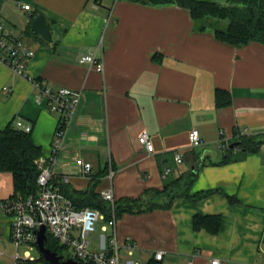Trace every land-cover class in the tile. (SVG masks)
Returning <instances> with one entry per match:
<instances>
[{"label": "crops", "instance_id": "1", "mask_svg": "<svg viewBox=\"0 0 264 264\" xmlns=\"http://www.w3.org/2000/svg\"><path fill=\"white\" fill-rule=\"evenodd\" d=\"M38 14L49 42L31 30ZM0 24L33 51L30 78L81 92L53 165L55 184L134 200L198 170L189 199L124 214L105 231L100 221L98 250L115 234L120 250L134 244L127 255L139 264L156 252L163 253L157 264H264V45L234 47L210 28L197 31L181 7L133 0H0ZM88 55L101 58L103 72L79 62ZM217 90L228 93V105L217 106ZM16 119L31 126L40 158L48 159L58 116L36 103L28 80L0 63V130ZM191 129L201 139L197 148L188 142ZM143 132L152 153L138 143ZM241 139L254 149L241 147ZM165 167L171 171L163 178ZM204 192L211 193L194 199ZM12 195L11 174L0 173V200ZM195 216H219L218 233L194 231ZM14 252L11 219L0 213V264H15Z\"/></svg>", "mask_w": 264, "mask_h": 264}, {"label": "built area", "instance_id": "2", "mask_svg": "<svg viewBox=\"0 0 264 264\" xmlns=\"http://www.w3.org/2000/svg\"><path fill=\"white\" fill-rule=\"evenodd\" d=\"M22 9L29 10V6L23 5ZM33 55V51L22 40L12 35L0 24V63L8 67L13 74L28 80L35 91L36 103L44 105L49 112L58 116L50 156L45 161L40 158L36 162L39 169L38 195L29 196L26 199L12 196L0 200V213L8 215L11 219V242L15 247L14 263L27 264L36 260L30 252L36 249L37 231L43 226L45 234H48L60 246L73 249L75 257L68 259H72L78 264H139L131 259L120 258V247L115 234L107 239L106 246L99 250H91L89 236L96 231V225L104 220L103 215L90 208H75L63 194L51 188L53 165L63 147L68 127L79 104L81 92L65 88L53 90L42 80L30 78L26 73V67ZM79 62L90 65L98 72H103L102 60L95 55L84 56L80 58ZM14 127L24 133L31 131L30 125L23 124L18 119L14 121ZM187 138L192 148L201 145L197 130L191 129ZM138 143L146 152H153V145L146 133L143 132L138 137ZM227 145L225 140H220L222 149H227ZM174 161L180 165L182 154L175 152ZM45 163H48L49 166H45ZM170 171L169 167H165L161 174L162 177H166ZM81 173L88 176L91 173V168L81 162ZM101 198L110 203L114 202L110 190L104 191ZM114 224L115 219L112 218L105 222L102 230L112 228ZM21 247L26 248L22 255L18 252ZM124 247L130 255L134 244L127 242ZM162 255V252H156L154 259L160 261ZM63 260L66 259L63 258ZM211 264H218V261L214 260Z\"/></svg>", "mask_w": 264, "mask_h": 264}, {"label": "trees", "instance_id": "3", "mask_svg": "<svg viewBox=\"0 0 264 264\" xmlns=\"http://www.w3.org/2000/svg\"><path fill=\"white\" fill-rule=\"evenodd\" d=\"M151 6L176 5L187 10L194 22L195 29L203 32L210 28L215 38L234 47H241L250 42L264 45V0H225V4H219L214 0H133ZM221 21H227L224 27ZM215 99L218 107L228 105L230 97L227 92L217 90ZM239 145L243 148L254 149V144L247 139H241ZM252 146V147H251ZM42 153L31 139L30 133H24L15 129L9 123L0 130V173H10L13 183V195L26 199L39 193L37 177L39 169L37 160ZM189 172L176 180L172 186H165L161 191L153 190L145 192L137 199H121L110 203L94 194L93 189L78 192L66 185L55 184L52 179L50 186L63 194L77 209L90 208L103 215L106 222L112 218L118 220L124 214H141L154 209H169L177 198L189 199V191L192 183L197 178V172ZM61 183V182H59ZM204 192L195 196L199 199L209 195ZM194 231H205L211 235L218 233L220 228L219 216H195L192 220ZM45 247L58 256L63 257L64 246H60L48 234ZM37 249V247H36ZM40 261L48 264L40 255L39 259L27 264ZM156 260L147 264H157Z\"/></svg>", "mask_w": 264, "mask_h": 264}, {"label": "water", "instance_id": "4", "mask_svg": "<svg viewBox=\"0 0 264 264\" xmlns=\"http://www.w3.org/2000/svg\"><path fill=\"white\" fill-rule=\"evenodd\" d=\"M31 30L38 34L43 40L51 41V34L47 29L45 18L42 14H38L34 17L31 22ZM238 144L230 145V149H233ZM46 234L45 227H40L37 231V241L36 246L39 254L48 264H78L76 261L72 259L63 260L62 256H58L56 253L51 252L48 248L45 247L46 243Z\"/></svg>", "mask_w": 264, "mask_h": 264}, {"label": "rangeland", "instance_id": "5", "mask_svg": "<svg viewBox=\"0 0 264 264\" xmlns=\"http://www.w3.org/2000/svg\"><path fill=\"white\" fill-rule=\"evenodd\" d=\"M225 24H227V21H221L219 23V25L222 26V27H224ZM101 235H105V234H102L100 232V230H99L98 225H96V231L89 236V239H90V242H91V245H90V249L91 250H98L97 245H98V242L100 241L99 239H100V236ZM24 250H26V248H24V247L19 248L18 249L19 254L22 255V253H23ZM30 254L36 260L39 259V257H40V254H39V252H38L37 249L31 250ZM62 254H63V258L64 259L74 258L75 257L74 251H73V249L71 247H65L64 250H63V252H62ZM119 255H120V258L121 259H132V260H134L133 257L132 258H129L128 255H127V253H126V251H124L122 249L119 251ZM33 264H42V263L40 261H36Z\"/></svg>", "mask_w": 264, "mask_h": 264}]
</instances>
